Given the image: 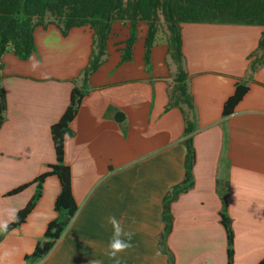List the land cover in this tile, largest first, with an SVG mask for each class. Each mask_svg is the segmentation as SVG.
<instances>
[{"label": "crops", "instance_id": "1", "mask_svg": "<svg viewBox=\"0 0 264 264\" xmlns=\"http://www.w3.org/2000/svg\"><path fill=\"white\" fill-rule=\"evenodd\" d=\"M181 31L197 130L190 138L194 184L170 206L173 222L165 242L172 259L160 245L166 229L164 198L185 180L188 154L184 112L169 107L175 66L169 63L168 36L161 28L147 62L145 22L138 23L130 58L124 59L131 26L118 21L108 54L90 77L92 89L70 123L72 134L65 138L64 159L79 212L38 264H89L93 258L115 264L105 255L112 238L109 216L134 233L132 247L120 254L121 264H228L224 210L234 232L232 264L264 259V26L183 23ZM35 41L30 59L21 60L11 50L2 59L0 86L7 108L0 129V220L7 218V209L24 208L37 184L11 192L57 160L52 126L70 105L89 63L94 29L73 27L64 34L49 23L36 28ZM239 83L248 90L224 116ZM60 192L59 178L48 176L27 220L0 233V264H28L26 255L57 217ZM5 252L10 255L4 257Z\"/></svg>", "mask_w": 264, "mask_h": 264}, {"label": "trees", "instance_id": "2", "mask_svg": "<svg viewBox=\"0 0 264 264\" xmlns=\"http://www.w3.org/2000/svg\"><path fill=\"white\" fill-rule=\"evenodd\" d=\"M128 23L131 26V38L128 41L126 57L130 58L131 48L137 37L139 22L149 25L146 42V59L149 61L151 48L157 41L162 22L166 26L169 44V63L175 66L174 81L170 89L169 107H180L186 119V158L185 180L175 186L164 198V218L166 229L162 235L161 249L172 254L166 246V238L171 232L173 218L171 203L185 191L192 188L195 154L190 142L197 130L196 107L190 87V76L185 67L181 25L183 23H223L236 25L264 26V0H0V74L3 70V56L13 51L21 60H28L36 52L35 30L49 23L58 25L64 34L73 27L89 25L94 29L93 51L88 65L82 70L72 90L71 102L61 119L52 126V135L56 147L57 160L49 169L31 183L14 189L11 193L22 191L32 183L37 184L36 192L27 205L19 211V219L9 224V233L23 224L43 195L44 181L48 176L56 175L61 183V192L55 202L57 217L49 222L44 237L31 254L26 255L28 264L42 262L63 238L74 221L79 206L72 191V171L65 163V138L72 134L70 123L78 114L84 96L92 89L90 77L104 62L108 54V39L115 22ZM264 52V37L260 42ZM264 57V55H263ZM262 57V58H263ZM261 60V59H260ZM259 61L252 64V70ZM246 84H237L235 94L225 104L224 116L231 114L236 104L247 92ZM7 108L6 92L0 86V129ZM117 117L124 122L125 115L118 111ZM224 202L226 195H223ZM229 238V263L232 264L234 232L230 216L222 213ZM1 237V236H0ZM264 264V259L259 263Z\"/></svg>", "mask_w": 264, "mask_h": 264}, {"label": "clouds", "instance_id": "3", "mask_svg": "<svg viewBox=\"0 0 264 264\" xmlns=\"http://www.w3.org/2000/svg\"><path fill=\"white\" fill-rule=\"evenodd\" d=\"M38 66L39 61L32 63L33 71H35ZM6 215V219L0 220V233L8 231L9 224L19 219V210L16 208H9L6 210ZM107 223L112 226V238L109 241L105 255L108 259L115 261V264H121L120 254L132 247L134 233L126 231L122 223L117 220L115 216H109L107 218ZM3 255L7 257L10 253L5 252ZM89 264H104V262L103 259L93 258L89 260Z\"/></svg>", "mask_w": 264, "mask_h": 264}, {"label": "rangeland", "instance_id": "4", "mask_svg": "<svg viewBox=\"0 0 264 264\" xmlns=\"http://www.w3.org/2000/svg\"><path fill=\"white\" fill-rule=\"evenodd\" d=\"M161 30L163 31V32H165L166 31V26L164 25V23L162 22V24H161ZM169 250V249H168ZM171 253V252H170ZM172 254V253H171Z\"/></svg>", "mask_w": 264, "mask_h": 264}]
</instances>
